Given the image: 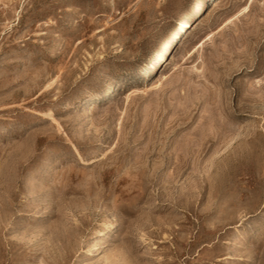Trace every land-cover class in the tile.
<instances>
[{"label":"rangeland","instance_id":"1","mask_svg":"<svg viewBox=\"0 0 264 264\" xmlns=\"http://www.w3.org/2000/svg\"><path fill=\"white\" fill-rule=\"evenodd\" d=\"M0 264H264V0H0Z\"/></svg>","mask_w":264,"mask_h":264},{"label":"bare ground","instance_id":"2","mask_svg":"<svg viewBox=\"0 0 264 264\" xmlns=\"http://www.w3.org/2000/svg\"><path fill=\"white\" fill-rule=\"evenodd\" d=\"M198 6L200 7L199 3H197V5L191 10V12H190L189 14L187 13L188 15H186V17L184 18V20H182V21L180 22L181 25H184V24H185V20H186L187 17H191V16L197 11ZM198 10H199V9H198ZM176 35H177V30H176L174 33H172V34L170 35L169 38H167V40H166V45L169 44V43H171V42L173 41V39L175 38ZM164 51H165V46L163 47L161 54H162ZM161 54L158 53V55H157L155 58H156V59H157V57L160 58V57H161ZM155 58H154V59H155ZM146 68H147V67H146ZM144 71H145V70H144ZM107 232H109V231H107Z\"/></svg>","mask_w":264,"mask_h":264}]
</instances>
